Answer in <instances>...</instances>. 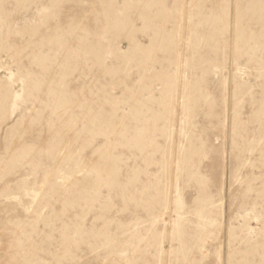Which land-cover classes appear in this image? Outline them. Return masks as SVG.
I'll use <instances>...</instances> for the list:
<instances>
[{
  "label": "rangeland",
  "instance_id": "1",
  "mask_svg": "<svg viewBox=\"0 0 264 264\" xmlns=\"http://www.w3.org/2000/svg\"><path fill=\"white\" fill-rule=\"evenodd\" d=\"M0 264H264V0H0Z\"/></svg>",
  "mask_w": 264,
  "mask_h": 264
}]
</instances>
